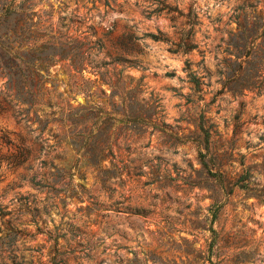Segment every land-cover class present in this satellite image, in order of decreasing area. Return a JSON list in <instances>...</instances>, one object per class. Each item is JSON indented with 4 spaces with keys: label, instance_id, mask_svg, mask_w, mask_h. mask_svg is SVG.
Masks as SVG:
<instances>
[{
    "label": "rangeland",
    "instance_id": "rangeland-1",
    "mask_svg": "<svg viewBox=\"0 0 264 264\" xmlns=\"http://www.w3.org/2000/svg\"><path fill=\"white\" fill-rule=\"evenodd\" d=\"M263 20L264 0H0V264H264Z\"/></svg>",
    "mask_w": 264,
    "mask_h": 264
},
{
    "label": "trees",
    "instance_id": "trees-1",
    "mask_svg": "<svg viewBox=\"0 0 264 264\" xmlns=\"http://www.w3.org/2000/svg\"><path fill=\"white\" fill-rule=\"evenodd\" d=\"M239 16L237 14H235L233 16V18H238ZM259 19L262 20V17H258ZM242 24H239V27L241 28V40L243 41L244 44H248L250 47H253L254 46V41L256 40V38L259 37V35H261L260 33L262 32H257V29L259 28H255L254 30V27H252L253 25H249L251 24V22H249V20L244 16L242 21H241ZM264 27V20H263V23L261 24L260 28H263ZM239 36V34H238ZM175 45V48H173V51L174 52H177L179 51V49H181L182 52H188L190 51L191 49L195 48L196 46L194 44H191L189 43V38H186L185 42L180 45V44H174ZM182 47V48H181ZM16 55V54H15ZM18 57V56H16ZM26 61H23L20 59V65H19V73H18V76H16L14 78V74H10L9 78H10V81H14L12 84L13 86L16 88V92L19 93V92H24V94L26 95H29L31 97H34L35 95H37L36 93H34L28 85H30V81H31V76L28 74V73H25L26 72ZM22 65V66H21ZM22 71V72H21ZM17 72V71H15ZM14 80H13V78ZM191 81L192 83L195 85V86H199L201 84V81L199 79V77L196 76V74H191ZM21 102L23 103L24 102V99L22 98ZM33 103V102H32ZM32 103L30 102L29 106L27 108L24 109L25 112H28V110L31 108L32 106ZM0 110H2V107H0ZM13 115L15 117H18L20 116V113L19 112H15L13 113ZM23 119V118H21ZM5 139V138H3ZM5 142L6 143H9L8 140L5 139ZM29 153V150L26 148V147H18V154L20 156H22V160L25 159V157L28 155ZM221 176V174H220ZM218 175V179L221 181V177Z\"/></svg>",
    "mask_w": 264,
    "mask_h": 264
}]
</instances>
